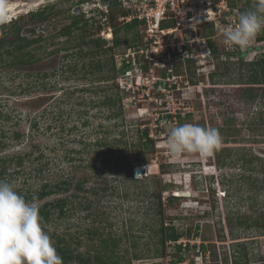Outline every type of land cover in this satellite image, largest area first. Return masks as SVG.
I'll return each instance as SVG.
<instances>
[{
    "label": "rangeland",
    "instance_id": "rangeland-1",
    "mask_svg": "<svg viewBox=\"0 0 264 264\" xmlns=\"http://www.w3.org/2000/svg\"><path fill=\"white\" fill-rule=\"evenodd\" d=\"M0 1L19 5L0 25L16 21L23 37L39 39L26 49L35 61L25 66L7 67L8 55H0V170L5 169L0 180L32 195L44 183H71L67 192L36 202L41 207L65 198L64 216L53 211L44 227L54 244L59 237L74 254L91 256L105 245L119 264H158L179 254L169 242L160 244L162 221L179 232L189 229L188 238L197 242L194 250L200 245L201 252L226 260L221 264L242 259V247L249 254L247 264H264V82L248 83L255 71L250 62L260 59L264 41L256 37L246 50L240 49L224 43L223 31L211 38L215 54L204 53L202 60L197 50L190 61H177L146 80L148 73L142 78L135 70L121 73L135 34L137 46L143 45L139 27L127 34L121 30L119 45L108 51L112 40L95 48L87 35L82 44L83 30L59 35L72 15L89 20L81 0ZM246 1L237 2L240 12L254 10L258 3ZM46 6L51 13L44 22L30 17ZM111 10L115 14L116 8ZM6 26L0 27V35L9 40L13 36L6 35ZM90 28L87 24L84 30L91 34ZM98 61L100 71L94 70ZM121 83L132 89L122 91ZM250 88L259 97L248 99ZM104 99L111 103L102 104ZM183 124L222 130L224 166L218 168L213 156L169 154L166 138ZM145 128L152 139L147 145L139 140ZM121 151L119 164L126 162L121 167H112L115 158L102 163ZM129 163L133 180L127 175ZM141 168V174L134 173ZM181 192L189 197L179 198L176 193ZM239 218L257 220L258 226L236 227ZM194 255L186 256L193 262Z\"/></svg>",
    "mask_w": 264,
    "mask_h": 264
},
{
    "label": "built area",
    "instance_id": "built-area-1",
    "mask_svg": "<svg viewBox=\"0 0 264 264\" xmlns=\"http://www.w3.org/2000/svg\"><path fill=\"white\" fill-rule=\"evenodd\" d=\"M109 1L110 5H103L101 0H91L90 2L86 0L85 3H80V6H83L85 15H89L87 19L89 18L90 21L100 19L99 35L107 41H111L113 36V27L109 22L111 9L116 8L117 23L122 25L137 23V28L139 27V32L144 37L143 45L128 48V54H125L124 58L128 67L121 73L129 75L135 70L138 77L141 78L142 74L148 73L146 80H149L154 79L157 70L161 71L166 67L170 70L177 61H190L194 57V52L197 54V50H199V58L202 60H204V53L210 56L211 51L207 38L201 34L203 27L212 24L214 30H217L216 35L233 27L240 13L237 2L241 0ZM86 7H88V11H86ZM130 65L132 67H129ZM121 85L122 91L129 92L132 89L129 84L123 86L121 83ZM134 173H136L135 170ZM192 240L194 239L185 237L184 239L179 238L175 242L167 241L179 254L177 257L169 256L171 259L165 256L162 261H157L158 264L213 263L209 251L201 252L200 245L194 250V245L197 242ZM176 245H181L179 252ZM262 249L264 250V244ZM192 253L195 254L192 257L193 262L187 257ZM217 262L221 264L220 260Z\"/></svg>",
    "mask_w": 264,
    "mask_h": 264
},
{
    "label": "trees",
    "instance_id": "trees-1",
    "mask_svg": "<svg viewBox=\"0 0 264 264\" xmlns=\"http://www.w3.org/2000/svg\"><path fill=\"white\" fill-rule=\"evenodd\" d=\"M84 2L83 0L80 1V3ZM231 3V2H230ZM246 3H249V0L246 1ZM233 4V2H232ZM48 6L42 8L39 12L33 13L31 12L30 17L31 18H36L39 22H44L45 19H47L49 16V14L51 13L50 8H47ZM242 13V10L241 12ZM73 16V20L71 21V23L67 26H65L63 29H61V32L59 35L62 36H67L69 37L72 34V30L74 31V29L77 30H83L84 32V36H81V43L86 45V42L84 43L83 39L87 36L90 35L92 36V40H90L89 42L92 43L95 48L96 47H100V46H104L106 41L102 38H100L99 36L97 37V35L99 34L100 30H101V26H100V21L98 20H86L81 18L82 15H72ZM116 17H117V13L113 14L110 13L109 14V22L113 27V39H112V47L108 48V51L113 50V47H117L120 43V40L118 38V34L121 32V30H124L125 33H129L130 31L134 30L137 27V23L136 22H132L129 24H119L116 22ZM87 24H90V29L92 30L91 34L87 31L84 30L85 27L87 26ZM3 26H6L5 24H2ZM2 25H0V27H2ZM8 29V32L6 33V35H11L13 36L11 39H6V37L4 35H0V50H2V53L0 54L1 56L3 55V53H5L6 55H8V62L4 63V65H6L7 67H17L19 65H27L29 62L31 61H35L32 60L33 59V55H31L29 52H26V49L34 44H37L39 42L38 38L32 39V40H27L25 37H23L21 35V27L16 25V21L14 22H10L9 26H6ZM86 31V32H85ZM217 30H214L213 25L209 24L207 26L203 27V30L201 32L202 36L207 38L209 47L211 49V52L213 54L216 53L215 48H214V43L213 40L211 39L214 35H216ZM93 36H96V38H93ZM134 45L130 46L128 45V47H133L136 46L137 44V34L134 35ZM126 37V36H125ZM257 41H264V32H262L261 34H259V36H257ZM126 42V41H125ZM80 43V44H81ZM252 66L255 67V71H252L249 75V84H257L258 81H261V79L263 80L262 82H264V53L260 56V59H258L256 62H250ZM125 68H127L128 66H124ZM103 65L100 64V61H98L95 65H94V70L96 71H100L102 70ZM122 69V68H121ZM124 69V68H123ZM110 70L112 72L115 71V66H111ZM122 71V70H121ZM54 74V73H52ZM259 77L261 76L262 78L257 79L256 76ZM49 76V75H48ZM47 76V77H48ZM45 77V76H44ZM209 77V81H213L214 78V73L208 75ZM116 89L118 88L117 86H115ZM264 92V88L262 89ZM248 94H246V97L248 99H256L258 96L257 93H254L253 89H248V92H246ZM264 96V93L262 94ZM112 101V100H111ZM107 103H111L110 99H108V101L106 99L103 100L102 104H107ZM260 119H262L260 117ZM262 122V121H260ZM37 125L34 123L33 127H36ZM222 130H219V132H221ZM148 129L145 128L142 132H141V136H140V141H143L144 145L147 144H151L152 143V139L149 138V133H148ZM20 134L19 133H15L14 138L18 139L20 138ZM100 145H105V143H98ZM222 147L216 151L212 156L214 157V163L218 168H221L222 166H224V160H225V156H224V151L227 150V148L225 147V143L222 142ZM3 146L0 144V149ZM102 154H104V152H101ZM105 155V154H104ZM123 157V151L119 152L118 154L115 155V157L110 156L109 158L105 157L102 159V163L103 164H108V162H111V160L113 158H115V162L112 164L113 166L120 167L122 166L121 164H125L126 162L124 161V159L122 160L121 164H119V158ZM22 161V158L18 157L17 158V165H20ZM4 160H1V163H3ZM124 162V163H123ZM250 162V160H249ZM127 175L129 177V179L133 180V166H131V164H127ZM5 169L2 168L0 170V177L2 174H4ZM71 183H69L67 180L66 181H61V182H55L54 184H48V183H44L42 185V187L35 191L32 194H30L29 192H27V194H23L21 192V189H18V193L23 195L26 199V201H33V199L35 198V202H39L47 197L50 196H55L58 195L59 193L62 192H67L68 188L70 186ZM67 186V187H66ZM76 187L78 189H81V183H78L76 185ZM157 200H158V206H161V202H159L160 197L159 195L156 196ZM177 197H172L170 198V200H175ZM57 212L59 217L64 216V212L66 211V201L65 198H56L54 200L51 201H47L45 202L41 207H39V214L42 217V225L43 228L46 227V224L49 222L50 220V216L52 214V212ZM158 214H161V209H158ZM264 221V219H263ZM160 228L158 230L159 234H160V244L164 246V242L167 241H171V242H175L177 241L183 234H186L187 237L190 236V232L189 229H186V231L184 232H179L176 230V228L170 224V225H162V221H160ZM251 226H258V222L257 220L251 221L250 218H239L236 222V227H245V228H250ZM187 232V233H186ZM111 247H115L116 246V242L114 241H110ZM54 247L56 248V251L58 253V255H60L62 257L63 260V264H119L116 261H113L112 255L110 254L111 251H107V247L104 245L102 248V252H96L94 253L92 256L91 255H81V254H74L73 251L70 250V246L69 244H67V242H65L62 238L57 237V241L54 244ZM176 249L179 250L181 249V245H176L175 246ZM203 246H201L202 248ZM242 257V259H234L232 261V264H247L249 257H248V252L247 249L245 247H242V255H240ZM179 259H182L179 257ZM212 261L213 263L218 264L217 262V256L215 253H213L212 255ZM223 262H226V260H221ZM244 261V262H243ZM212 263V264H213Z\"/></svg>",
    "mask_w": 264,
    "mask_h": 264
},
{
    "label": "clouds",
    "instance_id": "clouds-1",
    "mask_svg": "<svg viewBox=\"0 0 264 264\" xmlns=\"http://www.w3.org/2000/svg\"><path fill=\"white\" fill-rule=\"evenodd\" d=\"M262 32L264 0H258L254 10L239 13L235 25L224 31V43L246 50ZM221 145L222 136L217 128L194 124L174 127L166 138V149L175 157L198 154L208 158ZM0 264H63L43 228L35 198L26 201L13 182L4 180H0Z\"/></svg>",
    "mask_w": 264,
    "mask_h": 264
},
{
    "label": "bare ground",
    "instance_id": "bare-ground-1",
    "mask_svg": "<svg viewBox=\"0 0 264 264\" xmlns=\"http://www.w3.org/2000/svg\"><path fill=\"white\" fill-rule=\"evenodd\" d=\"M18 6H13L12 7L10 5L4 4L3 1H0V19H3L5 17H7L9 14H11L13 12V10H15L14 7H18ZM176 195H178L180 197H189V194H186L184 192L176 193Z\"/></svg>",
    "mask_w": 264,
    "mask_h": 264
},
{
    "label": "water",
    "instance_id": "water-1",
    "mask_svg": "<svg viewBox=\"0 0 264 264\" xmlns=\"http://www.w3.org/2000/svg\"><path fill=\"white\" fill-rule=\"evenodd\" d=\"M101 2L103 5H110L111 4V2L109 0H101ZM77 12H78V9H77ZM142 170H143L142 168L135 170L136 174H138V175L141 174Z\"/></svg>",
    "mask_w": 264,
    "mask_h": 264
},
{
    "label": "flooded vegetation",
    "instance_id": "flooded-vegetation-1",
    "mask_svg": "<svg viewBox=\"0 0 264 264\" xmlns=\"http://www.w3.org/2000/svg\"><path fill=\"white\" fill-rule=\"evenodd\" d=\"M129 67H131V65Z\"/></svg>",
    "mask_w": 264,
    "mask_h": 264
}]
</instances>
